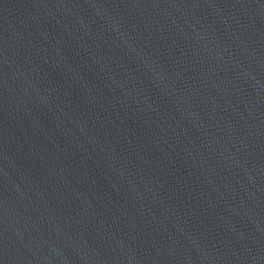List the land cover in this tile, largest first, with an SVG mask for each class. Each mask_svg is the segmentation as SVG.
Listing matches in <instances>:
<instances>
[{"label": "water", "instance_id": "water-1", "mask_svg": "<svg viewBox=\"0 0 264 264\" xmlns=\"http://www.w3.org/2000/svg\"><path fill=\"white\" fill-rule=\"evenodd\" d=\"M0 264H264V0H0Z\"/></svg>", "mask_w": 264, "mask_h": 264}]
</instances>
